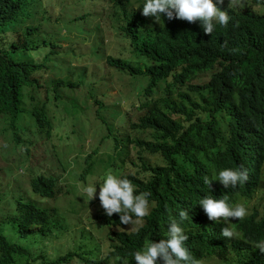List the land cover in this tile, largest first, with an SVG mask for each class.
<instances>
[{
  "label": "trees",
  "instance_id": "obj_1",
  "mask_svg": "<svg viewBox=\"0 0 264 264\" xmlns=\"http://www.w3.org/2000/svg\"><path fill=\"white\" fill-rule=\"evenodd\" d=\"M28 1L0 0V25L23 15ZM126 1H113L112 16L130 40V53L143 62L109 55L107 63L134 79L148 77L143 92L146 113L131 127L152 130L155 140L131 139L128 134L124 139L115 137L113 149L121 159L129 142L138 148L141 167L126 177L133 182L136 194L151 193L150 213L141 219L143 224L136 231L112 232L111 251L100 263L92 253L91 259L71 251L56 258L42 253L33 256L29 249L12 244L0 230V264H16L25 256L26 264H73L76 256L83 264H136V251H142L146 243L168 238L172 219L184 228L186 247L199 261L216 257L227 262L235 255L239 258L236 264H264V252L256 248L264 240V210L255 206L241 220L230 218L234 237L226 238L221 233L227 222L209 220L199 205L203 197L219 199L223 195L232 205L249 203L264 189V12L241 0L229 8V0L220 6L229 12L228 25L216 24L212 34H205L200 21L168 20L166 16L156 21L142 15L145 0L139 1L138 8ZM3 68L0 61V115L6 117L14 106L5 112L4 102L15 88L1 87L8 75ZM205 74L208 80L192 82ZM177 84H190L189 91L181 93L183 99L170 104L181 117H174L147 96L155 90L172 93ZM35 118L40 131L51 137L46 109L35 111ZM148 155H156L159 161L153 162ZM226 168L247 169L248 180L235 188H224L216 180L211 187L204 183L205 176L218 178L219 171ZM88 174L83 173L81 179L86 181ZM30 186L45 199L57 198L60 193L58 180L52 176L34 177ZM24 199L18 200L10 220L15 231L22 238L35 232L51 236L54 217L50 211ZM182 210L189 212L186 220H180ZM102 211L105 226L130 225L120 223V214L109 217ZM159 264H163L162 259Z\"/></svg>",
  "mask_w": 264,
  "mask_h": 264
},
{
  "label": "rangeland",
  "instance_id": "obj_2",
  "mask_svg": "<svg viewBox=\"0 0 264 264\" xmlns=\"http://www.w3.org/2000/svg\"><path fill=\"white\" fill-rule=\"evenodd\" d=\"M139 1L126 2L138 5ZM228 1L224 0L223 5ZM241 1L264 12V0L260 3L256 0ZM37 2H33L26 22L41 24L40 32L32 38L46 40L48 45L27 56L14 54V60L27 61L29 57L36 58L39 53H49L52 38L66 34L69 38L59 47L58 51L63 53L51 55L46 62L49 72H36L35 77L44 79L45 84L39 89H32L47 104L51 137L40 133L27 121L22 127L26 134L18 141L16 136L6 133L5 125L0 123V229L12 243L29 249L33 256L42 253L56 258L71 251L91 259L89 254L92 253L93 259L100 263L111 251L112 232H134L143 224L140 219L135 225L125 228L107 227L100 218L103 208L99 191L106 173L133 175L141 167L140 152L135 143L129 142L126 155L119 159L117 150L113 149L114 138L124 139L130 134L131 139L155 140L152 131L142 132L131 127L147 110L143 106L146 102L143 94L147 87L146 78L134 79L116 70L109 66L107 57L130 56L140 63L143 60L130 53V42L112 16L115 11L112 0H53V5L46 0ZM50 9L54 10L59 21L53 26L44 17ZM59 79L82 84L72 89L73 92L68 88L57 92L54 81ZM208 79L205 74L192 82ZM189 85H174L172 93L169 90L165 94L159 91L155 99L168 112L174 113V117H181V113L170 104L180 102L183 99L181 93L189 91ZM28 90V87L22 90L27 111L30 110ZM57 94L65 98L61 104L52 100ZM109 135L111 137L107 138ZM148 156L153 162L159 161L156 155ZM85 172L89 174L83 181L81 175ZM40 175L58 180L60 193L57 198L45 199L32 192L31 180ZM89 183L97 186L93 200L83 191ZM218 183L222 185L219 180ZM21 198H28L50 211L54 217L51 236L35 232L28 238H22L15 231L10 220ZM239 203L247 207L248 213L255 206L263 211L264 189L249 203ZM238 259L233 255L227 262L216 257L200 262L236 264ZM26 260L27 256L22 257L16 264H26ZM81 260L76 256L73 264H83Z\"/></svg>",
  "mask_w": 264,
  "mask_h": 264
},
{
  "label": "clouds",
  "instance_id": "obj_3",
  "mask_svg": "<svg viewBox=\"0 0 264 264\" xmlns=\"http://www.w3.org/2000/svg\"><path fill=\"white\" fill-rule=\"evenodd\" d=\"M34 1L37 2V0L28 1V6L23 15L18 16L14 20L5 21L0 25V61L4 67L2 72L8 73L2 79L1 87L15 88L13 95L4 102V111L8 112L12 106L14 108L10 113L4 114L6 117L0 115V123L5 125V130L9 128L5 132L16 136L18 141L21 140L23 134H26L22 127L26 126L25 123L27 121L42 133L36 122L35 111L40 109H46L47 111V104L43 102L38 94L32 92V89H39L45 84V80L40 77H35V74L42 70L49 72V67L46 62L51 55L55 56L58 53H63L58 51L59 47L69 38L68 34L52 38L49 43L51 47L49 53H39V56L36 58L29 57L27 61L19 62L14 60V54L27 56L29 53L38 52L41 48L47 47L48 45L46 40L32 38L40 32L41 24H28L26 22V17ZM46 1L53 5V0ZM237 3L238 0H230L229 8ZM132 4L135 8H138L140 3L136 5L133 2ZM223 4L224 0H145L142 7V15L145 17H154L156 21L162 16H166L168 20L181 19L190 23L200 21L204 33L212 34L216 24L227 26L231 19L228 10H221L220 6ZM44 17L48 18L51 26L59 23L52 9ZM141 77L146 78L148 85V77L144 75H141ZM79 83L82 84L78 81L66 82L59 79L54 81V89L57 92H63L67 88L72 90L77 88ZM24 87L29 88L27 92L29 111H27L22 100V90ZM146 88L144 90L145 92ZM157 92L159 91L155 90L152 95L147 94V96L150 100L158 102L155 99ZM163 92L164 94L166 93V91ZM64 99L61 94H57L52 100L62 103ZM47 117L51 122L48 113ZM126 176L128 174L124 176L111 171L106 173L103 183L100 185L99 200L107 216L111 217L113 214L118 213L120 214L121 224L135 225L138 220L149 215V197L151 193L141 192L136 194V188L133 182ZM213 180H216L215 182L219 180L224 188H235L238 184H242L248 180V171L242 168H226L219 171L218 178H216V175L215 179L212 180L207 176L204 177V183L210 187ZM83 191L93 200L96 197L97 186L89 183ZM24 200L28 201L29 199L25 198ZM199 205L203 207L209 220L218 222L223 219L227 222L228 226L224 227L221 233L226 238L234 237V232L228 223L230 218L241 220L248 214V209L244 204L237 203L232 205L225 195L219 199L213 196L203 197ZM179 216L180 220H186L189 212L182 210ZM187 240L188 236L185 234L184 228L177 220L172 219L168 229V238L160 242L152 241L151 243H146L142 251H136L134 253L135 262L136 264H159V261L162 259L163 264H201L199 260L190 254L189 249L186 247ZM256 248L264 252V240L258 242Z\"/></svg>",
  "mask_w": 264,
  "mask_h": 264
}]
</instances>
